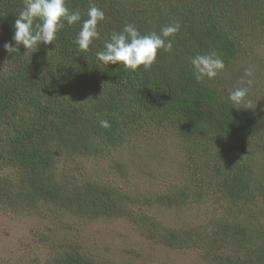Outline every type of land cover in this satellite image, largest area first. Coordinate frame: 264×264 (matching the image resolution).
Here are the masks:
<instances>
[{
	"label": "trees",
	"instance_id": "16d2710c",
	"mask_svg": "<svg viewBox=\"0 0 264 264\" xmlns=\"http://www.w3.org/2000/svg\"><path fill=\"white\" fill-rule=\"evenodd\" d=\"M90 3L105 13L90 51L81 53L74 43L77 23L66 24L54 44L41 42L27 52L20 45L8 53L4 45L15 46L14 22L24 0H0V211L39 223L57 218L62 208L84 219L124 217L146 238L170 248H199L214 264H264V102L258 100L264 57L256 61L241 108L228 100L250 68L244 58L237 71L232 67L244 46L264 35V0H67L82 20ZM177 21L173 49L158 50L149 70H125L119 62L106 66L96 57L103 40L126 23L144 35ZM211 51L221 55L225 68L215 79L197 82L189 58ZM101 120L110 126L101 127ZM154 127L181 140L187 157L182 179L176 176L166 189L148 194L103 180L94 166L107 158L105 173L120 171L130 180L124 151L134 154L139 147L133 139ZM77 160L84 165L58 174L60 166ZM202 200L219 210L204 222L172 230L134 208ZM37 235L46 238L43 231ZM55 242L46 264H114L73 240Z\"/></svg>",
	"mask_w": 264,
	"mask_h": 264
},
{
	"label": "rangeland",
	"instance_id": "374dc122",
	"mask_svg": "<svg viewBox=\"0 0 264 264\" xmlns=\"http://www.w3.org/2000/svg\"><path fill=\"white\" fill-rule=\"evenodd\" d=\"M254 42L244 46L246 52L239 56L232 71H237L242 63L256 69V61L264 57V35L254 39ZM258 53L260 58L256 56ZM254 60L255 63L251 65ZM259 77V86L264 90V77ZM258 100L264 102V92ZM133 140L138 141L139 149L134 150V154L132 151H124L125 164L128 165L125 172L130 180H123L119 176L123 174L118 170V173L114 171L118 176L104 172L108 163L111 164L109 158L94 166L95 170L101 171L103 180L113 178L116 180L115 184L124 185L126 190L148 194L150 190L160 192L166 189L167 181L174 182L176 176L177 181L182 179L187 157L175 132L154 127L152 131L138 133ZM78 164L84 165L77 160L66 163L64 169L60 166L57 172L66 174V168L78 167ZM89 164L87 162L86 166ZM138 207H142L143 213L154 217V222L166 230L204 222L213 212L219 210L218 204L212 200L189 201L179 207H164L160 203L152 202L148 206L137 204L134 208L138 210ZM61 211L57 218L46 219L47 221L43 220L41 223L27 214L0 211V264H46L56 252L51 249L50 243L56 241L57 244L61 240H73L95 258L103 257L114 264H214L204 257L199 248H170L157 239L146 238L135 223L124 217L84 219L63 208ZM261 219L264 220L263 213ZM42 231L46 234L45 240L43 236L37 235Z\"/></svg>",
	"mask_w": 264,
	"mask_h": 264
},
{
	"label": "clouds",
	"instance_id": "9594fccd",
	"mask_svg": "<svg viewBox=\"0 0 264 264\" xmlns=\"http://www.w3.org/2000/svg\"><path fill=\"white\" fill-rule=\"evenodd\" d=\"M87 19L82 20L80 11H71L67 0H24V8L14 22L13 40L5 43L8 53L19 51L23 45L26 52L36 49L42 42L45 45L54 44L57 34L68 26L80 23L81 28L74 43L81 53L90 51L95 40L100 39L98 25L105 19V13L94 3H90ZM180 23L164 26L160 33L151 32L142 35L133 23H126L122 31H113L103 40V50L96 52V57L104 65L120 63V67L129 71H138L141 66L149 70L157 60L158 50L170 52L173 49L174 38L180 31ZM171 37V39H170ZM192 74L197 82L215 79L225 68L224 61L216 51L207 54H196L189 58ZM254 70L246 68L240 86L229 91L228 100L232 107L241 108L246 102L249 87L253 83ZM247 77V79H245ZM247 85V86H245ZM250 108V107H245ZM101 127H109L106 120L100 121Z\"/></svg>",
	"mask_w": 264,
	"mask_h": 264
}]
</instances>
